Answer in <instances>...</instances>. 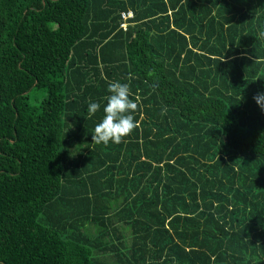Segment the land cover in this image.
Instances as JSON below:
<instances>
[{"label":"trees","instance_id":"1","mask_svg":"<svg viewBox=\"0 0 264 264\" xmlns=\"http://www.w3.org/2000/svg\"><path fill=\"white\" fill-rule=\"evenodd\" d=\"M262 32L264 0H0V264H264ZM117 81L137 127L96 144Z\"/></svg>","mask_w":264,"mask_h":264},{"label":"clouds","instance_id":"2","mask_svg":"<svg viewBox=\"0 0 264 264\" xmlns=\"http://www.w3.org/2000/svg\"><path fill=\"white\" fill-rule=\"evenodd\" d=\"M264 37V32L260 33ZM108 93L103 105V118L96 124L92 133V140L96 144H119L136 127L133 113L137 104L130 99L129 86L126 83L112 82L108 85ZM257 106L264 111V92H258L253 96ZM101 108L97 102L87 105L89 117L94 116Z\"/></svg>","mask_w":264,"mask_h":264},{"label":"rangeland","instance_id":"3","mask_svg":"<svg viewBox=\"0 0 264 264\" xmlns=\"http://www.w3.org/2000/svg\"><path fill=\"white\" fill-rule=\"evenodd\" d=\"M126 16H128V18L133 17V15L131 13H127Z\"/></svg>","mask_w":264,"mask_h":264},{"label":"crops","instance_id":"4","mask_svg":"<svg viewBox=\"0 0 264 264\" xmlns=\"http://www.w3.org/2000/svg\"><path fill=\"white\" fill-rule=\"evenodd\" d=\"M127 13H131L130 11L129 12H127ZM132 14V13H131Z\"/></svg>","mask_w":264,"mask_h":264},{"label":"built area","instance_id":"5","mask_svg":"<svg viewBox=\"0 0 264 264\" xmlns=\"http://www.w3.org/2000/svg\"><path fill=\"white\" fill-rule=\"evenodd\" d=\"M128 17V16H127Z\"/></svg>","mask_w":264,"mask_h":264}]
</instances>
